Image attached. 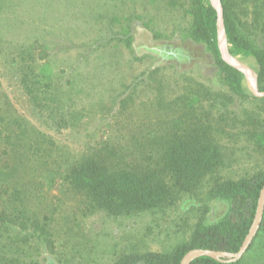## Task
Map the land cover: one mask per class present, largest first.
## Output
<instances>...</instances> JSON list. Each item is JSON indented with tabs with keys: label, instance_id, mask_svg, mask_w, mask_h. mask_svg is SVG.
Here are the masks:
<instances>
[{
	"label": "rangeland",
	"instance_id": "374dc122",
	"mask_svg": "<svg viewBox=\"0 0 264 264\" xmlns=\"http://www.w3.org/2000/svg\"><path fill=\"white\" fill-rule=\"evenodd\" d=\"M210 2L221 12L220 0ZM236 2L241 19L252 27L241 29L260 36L256 43L264 46V31L259 29L264 0ZM187 4L0 0V128L11 137L0 144V212L12 209L8 214L14 221L10 233L3 232L10 239L0 241L4 260L112 264L123 254L170 252L190 240L200 219L216 223L224 216L227 202L209 197V187L183 193L174 205L152 213L91 211L84 192L66 179L74 164L96 150H109L116 161L162 158L164 147L158 150L153 143V134L168 115L156 103L159 83L164 98L175 94L183 75L221 90L220 73L212 65L179 68L172 58L148 49L159 42L186 46L192 22ZM223 43V58L241 70L248 92L264 96L255 90L256 59L233 54L227 38ZM157 64L158 74L133 90L137 78ZM243 107L252 110L257 104L249 100ZM226 132L218 138L223 164L206 180L220 175L238 179L264 168V150L236 139V129ZM21 134L23 141H17L15 136ZM152 146H157L153 153ZM20 206L24 209H16ZM241 264H264V232Z\"/></svg>",
	"mask_w": 264,
	"mask_h": 264
},
{
	"label": "trees",
	"instance_id": "16d2710c",
	"mask_svg": "<svg viewBox=\"0 0 264 264\" xmlns=\"http://www.w3.org/2000/svg\"><path fill=\"white\" fill-rule=\"evenodd\" d=\"M178 1L170 0V3L177 6ZM220 2L231 52L256 59L257 86L263 93L264 46L256 43L261 37L241 29L243 26L245 29L252 27L241 19L236 0ZM187 7L192 22L186 46L159 42L148 49L161 57L172 58L179 68L182 65H185L184 69L192 65H212L220 73L218 84L221 90H214L211 83L183 75L182 81L176 83L178 89L175 94L164 98L160 89L164 85L159 83L156 103L168 115L164 118L162 129L153 134V143L157 144L158 150L159 146L164 147L162 158L152 162L154 155L142 156V161L131 162L118 157L116 161L109 150H96L74 164L66 179L74 188L84 192L91 211L104 210L111 215L163 210L180 200L183 193H192L204 187H209V197L226 201L227 210L216 223L200 219L190 240L170 252L123 254L112 264H179L193 248L235 252L239 250L255 217L264 186V168L238 179L222 175L213 177L212 181L206 178L218 173L223 164L225 154L218 138L229 133L227 129H236V134H233L236 139H244L264 150V96L250 94L243 83L241 70L223 58L218 42V11L210 0H188ZM258 12L256 10L255 13ZM259 21V29L264 31V20ZM160 70L157 64L152 71L142 73L134 87L130 88L134 90L138 85L149 82L148 78L152 79ZM224 88L229 89V94ZM249 100L257 104L255 109L243 107ZM125 101L121 99V103ZM21 136H15L16 140L23 141ZM10 139L0 128V144ZM157 146H152L151 153ZM22 207L16 209L23 210ZM10 211L1 209L0 212L1 242L3 238L10 239L3 234L4 231L10 233L14 223L13 217L8 214ZM17 224L26 225L25 222ZM33 224L38 226V222ZM261 232H264V216L255 239ZM4 259L0 257V264H10ZM242 260L243 257L237 261H223L202 255L191 264H241Z\"/></svg>",
	"mask_w": 264,
	"mask_h": 264
},
{
	"label": "water",
	"instance_id": "95a60500",
	"mask_svg": "<svg viewBox=\"0 0 264 264\" xmlns=\"http://www.w3.org/2000/svg\"><path fill=\"white\" fill-rule=\"evenodd\" d=\"M220 4H221V2H220ZM220 21L222 24L223 33L225 35V40H226L227 36H226V32H225V27H224L222 6H221V12H218V29H219V22ZM218 34H219V30H218ZM218 37H219V35H218ZM219 40H220V38H219ZM255 90L257 93L262 94L261 92H259L257 85L255 86ZM263 216H264V186L260 192L255 217L253 219L251 227H250L247 235L245 236L239 250H237L235 252H227V251L224 252L221 250H213V249H205V248H193V249L189 250L183 256V258L181 259L179 264H191V262L194 259H196L197 257L202 256V255L211 256L215 259H219V260H223V261L240 260L245 255V253L248 251L251 244L253 243V241H254V239H255V237H256L259 229H260ZM225 257H227V258L225 259Z\"/></svg>",
	"mask_w": 264,
	"mask_h": 264
},
{
	"label": "bare ground",
	"instance_id": "6f19581e",
	"mask_svg": "<svg viewBox=\"0 0 264 264\" xmlns=\"http://www.w3.org/2000/svg\"><path fill=\"white\" fill-rule=\"evenodd\" d=\"M220 24H221V21H220ZM219 38H220V44H221V47H224V40H225V35L223 33V28H222V24L220 25V28H219ZM249 79V78H248ZM249 82V81H248Z\"/></svg>",
	"mask_w": 264,
	"mask_h": 264
},
{
	"label": "crops",
	"instance_id": "0c3cea01",
	"mask_svg": "<svg viewBox=\"0 0 264 264\" xmlns=\"http://www.w3.org/2000/svg\"><path fill=\"white\" fill-rule=\"evenodd\" d=\"M219 30V29H218ZM219 35V34H218ZM218 42H219V37H218ZM220 46V43H219ZM221 48V47H220ZM221 50V49H220ZM252 90H254V86H252Z\"/></svg>",
	"mask_w": 264,
	"mask_h": 264
}]
</instances>
